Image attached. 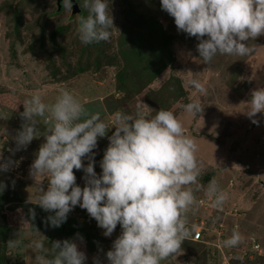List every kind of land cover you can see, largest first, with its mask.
<instances>
[{
  "label": "clouds",
  "instance_id": "1",
  "mask_svg": "<svg viewBox=\"0 0 264 264\" xmlns=\"http://www.w3.org/2000/svg\"><path fill=\"white\" fill-rule=\"evenodd\" d=\"M79 2L88 12L77 27L79 40L84 44L108 41L114 25L108 0ZM61 4L72 9L73 0H61ZM160 7L174 18L178 31L196 37L199 57L207 64L218 53L247 56L253 48L246 41L264 34V0H160ZM187 84L201 95L207 92L198 78L189 79ZM246 102L245 114L253 123H259L256 114H264V87L253 89ZM22 104L23 122L15 136L17 150L37 137V117H44L48 125L29 175L39 185L35 199L30 200L43 210L54 212L47 217L51 226L59 227L69 211L79 205L97 221L103 235L110 236L116 229L118 236L105 253L106 264H161L177 253L179 258L187 254L184 251L192 254L183 246L189 241L206 243L210 258L207 240L214 239L215 233L204 229L200 240L187 239V222H194L196 217H214L220 211L225 216L233 214L226 213L223 204L227 196L215 179L206 185L205 194L200 191L203 184L202 180L198 183V176L203 165L197 155L198 145L171 110L159 108L153 114L138 104L134 113L116 112L109 124L99 113L89 114L67 88H60L51 103L45 102L41 90H35ZM181 107L190 115L204 109L198 98ZM113 126L98 175L93 149L98 137L106 136ZM86 156L89 163L84 165ZM12 163L11 159L0 163V171L8 170ZM74 168H83V187L76 183ZM45 178L46 190L40 187ZM3 188L0 182V191ZM205 195L213 207L204 209L199 205L197 198ZM212 208H217V212ZM30 211L34 216V210ZM212 220L226 224L225 247H235L242 241L241 233L233 229L238 223L232 221V227L224 216ZM29 247L36 253V264H84L87 259L72 238L53 241L51 251L41 239H33ZM93 264L105 262L94 257Z\"/></svg>",
  "mask_w": 264,
  "mask_h": 264
},
{
  "label": "rangeland",
  "instance_id": "2",
  "mask_svg": "<svg viewBox=\"0 0 264 264\" xmlns=\"http://www.w3.org/2000/svg\"><path fill=\"white\" fill-rule=\"evenodd\" d=\"M129 2L135 10L133 15L130 14L125 0H108V13H112L114 23L110 39L84 44L78 38L77 27L80 18L87 16L88 12L81 7L80 2L82 16L81 13L74 14L72 9L65 8L61 13L52 14L57 8V0H0V157L3 159L15 151L17 153L12 157L24 155L31 165L35 159L33 152L44 142L45 118L37 117V137L26 147H20L18 150L15 147V136L23 122L20 115L23 111L22 103L35 90H41L45 102L51 103L60 88H67L80 99L89 114L99 113L109 124L116 112L134 113L138 104L153 114L159 108L171 110L183 121L185 131L198 145L197 155L203 165L200 174L203 176L204 186L200 187V191L205 194L204 188L215 179L227 196L223 204L227 207L226 213L233 214L225 216L223 212V216L232 227V218H237L238 226L233 229L241 233L242 241L258 242V252L264 257V114L257 113L259 123H253L244 112L246 101L251 98V91L264 87V34L246 41L249 45L258 42L251 46L253 51L247 56L218 53L207 64L201 60L196 49L199 41L195 36L177 30L174 18L161 9L160 0ZM17 16L20 18L18 26L15 25ZM151 18L161 22L165 32L173 36L171 48L175 61L140 91L130 94L121 92L117 95L115 74L122 65L121 58L116 57V62L107 63L108 59L103 54L114 55L120 41L127 35L123 30L141 33L143 20ZM57 27H63V30L55 38L56 48L51 49L49 36ZM44 30L46 32L43 36L41 34ZM41 36L45 45L40 48L38 42L42 40ZM35 40L37 44L32 45ZM63 49L65 56L61 57ZM48 52L53 55L50 60L47 58ZM96 58L101 62L98 68L68 74L71 70L74 71L73 63L76 59H85L94 66ZM64 60L72 64L70 69L65 67ZM54 62L62 68L56 75L50 72V66L54 67ZM131 71L137 79V70ZM62 74L66 75V78L63 79ZM173 76L180 78L186 95L177 98L173 96L177 88L174 89L176 78ZM193 77L200 79L205 85L206 94L201 95L188 86L187 81ZM197 98L204 106L203 111L197 115L186 114L181 106L190 99ZM114 130L115 126L108 130L106 136L98 137L97 147L93 149L95 155H101L102 149L109 143L108 136ZM9 144H14V147ZM5 145L7 147L3 149L2 146ZM85 160L83 158V163L87 165ZM30 165L27 168H30ZM98 166L99 175L102 170L100 165ZM73 170L76 183L83 187V168ZM210 172L213 176L207 180L205 176ZM0 176L11 178L9 188L18 189L20 196L28 200L35 199L39 185L29 175V169L23 175H17L10 170L0 171ZM47 186L48 180L45 178L40 182V187L46 190ZM80 208L76 205L73 209L77 212ZM5 212L11 227L10 240H16L14 244L8 243V250L11 251L8 257L20 264H36V253L29 244L33 239L41 238L33 235L34 232L30 230L24 209H5ZM95 222L96 228L103 234L104 230L97 225L96 220ZM113 234L116 235L112 237V241L118 236L116 229L111 235ZM111 235H102L105 238L104 244H107L109 249L112 245ZM93 246V243L78 246L86 253L84 264H93L94 257L106 262L107 248H95V252H91L90 247ZM178 260L179 258L173 256L161 261V264H177ZM203 261L200 257L198 264H213L208 263V260L204 261L205 263ZM218 261L220 262L219 256Z\"/></svg>",
  "mask_w": 264,
  "mask_h": 264
},
{
  "label": "trees",
  "instance_id": "3",
  "mask_svg": "<svg viewBox=\"0 0 264 264\" xmlns=\"http://www.w3.org/2000/svg\"><path fill=\"white\" fill-rule=\"evenodd\" d=\"M129 1L130 0H125V2H127L130 14L133 15L135 10L132 6H130L131 3ZM63 9L64 7H62L61 2L59 3L57 0V8L52 12V14L61 13ZM81 11L82 10L80 9V12L78 13H81ZM82 15L83 12L81 13V16ZM19 21L20 18L19 16H17V20L15 23L16 26H18ZM141 26L143 28V31L141 33L124 29L123 33L125 32L124 34L127 35H125L120 41V46L116 53L111 56H108L106 53L103 54V56L108 59L107 63L114 62V58L116 57L120 56L121 58L122 65L115 74L116 90L118 92L116 93L117 95H120L121 92L130 94L135 91H140V89L143 88L146 84L159 76L165 68H167L168 66L171 67L175 61V54L171 48V40L173 36L165 32V29L163 28L161 22H159L156 18H151L150 20L145 19L143 20V24H141ZM62 30L63 27H57L49 36L51 49L56 48L57 44L55 38L58 36V34H60V32H62ZM45 32L46 30H44L41 35L44 36ZM43 36H41L40 38L42 40L38 42L40 48L44 47L45 45ZM35 42L36 40L32 43V45L37 44ZM257 43L258 42H253L252 45ZM252 45L250 43V47ZM62 54L61 57H64V49L62 50ZM98 56L100 58L102 57L100 54H98ZM51 57H53V55L48 52L47 58L50 60ZM68 61L71 60L68 59ZM65 63V67L67 69H70L72 64L66 61ZM94 63V66H91V64H89L85 59L83 61L76 59V61L73 63L74 71L71 70L68 74H72V72L76 74L83 73L91 69H96L101 65V62L97 58L94 59ZM53 64H55V62ZM61 70L62 68H60L57 64H55L54 67L50 66V72H52V74L54 75H56V73ZM131 70H137V79L136 75L132 73ZM61 77L64 79L66 78V75L62 74ZM173 77L176 78V86L174 87V89L177 87L174 91L173 96L177 98L186 95V89L184 88L180 78L176 76ZM44 125L46 127V130H43L44 132H46L48 130V125L47 123ZM7 145L2 146V148L5 149ZM9 145L14 147V144ZM36 147L35 149H37ZM20 151L23 152L22 150ZM15 153L17 152H11V155H8V159H12V156ZM33 153H36V151H34ZM94 168L95 171L98 172L99 166L97 158ZM213 173L210 172L205 176V178L207 180H210L213 176ZM202 177L203 176L201 174L198 176V183L199 180H202ZM10 179L11 178H2L0 176V182H3L4 184L3 190L0 191V214L2 216L0 218V264H20L18 261H11L8 257V254L11 252L10 250H8V242L11 237V227L8 224L5 209H24L25 216L30 225V230L34 232L33 235L40 236L41 240H43L44 242V245L47 244L46 246L48 249L51 248V243L55 240L62 241L64 239L72 238L76 240L79 247H83L84 243H89V245L93 243L94 246L90 247L91 252H95V248L102 249V247L109 250V248L107 247L108 245L104 244V235L100 234V232L96 228L95 219L90 217L86 209L80 208L77 212L75 209L70 210L67 214L66 221H64L59 227H53L47 220V217L53 215L54 212L45 211L38 204H35L31 202V200L25 199L24 197L20 196V194L18 193V189H16L15 187L9 188ZM202 181L200 183H202ZM216 209L217 208H212L210 210L216 211ZM30 210H34V216L32 215V212ZM223 212L220 211L213 218L216 220H221L223 218ZM91 220H94V222L89 223V221ZM111 241L112 237L110 242ZM247 243H249V245L251 244L249 240H243L242 244L239 243L235 247L227 248V251L231 250L233 252V257L230 260L231 264H264V257L260 256L262 255V253H259L257 250L255 251L254 256L251 258L249 256L246 258L241 257V251L247 249L248 247ZM183 246L187 247L186 249H188L190 253L202 257L204 261L208 260V250L204 247V243L189 241L183 244ZM222 258L223 257L221 256L220 262L218 261L217 257L214 262L208 260V263L222 264ZM169 264L176 263L170 262Z\"/></svg>",
  "mask_w": 264,
  "mask_h": 264
},
{
  "label": "built area",
  "instance_id": "4",
  "mask_svg": "<svg viewBox=\"0 0 264 264\" xmlns=\"http://www.w3.org/2000/svg\"><path fill=\"white\" fill-rule=\"evenodd\" d=\"M7 157L8 154L7 156H5V158L0 160V163L9 160ZM85 159L89 162L87 156L85 157ZM11 160L13 161V163L8 169L11 172L17 175H21V174L23 175L24 172L29 169L27 167H29L30 162L29 160H27V158L24 155L15 156ZM95 163L96 160L94 159V164ZM197 200L200 201L199 205L202 206L204 209L213 207L207 196L203 198L200 196L197 198ZM212 219H214L213 215H210L208 218L199 219L198 217H196L194 222H187V226L190 228V235L187 239L200 240L203 235L204 229L208 231L212 230L215 233V238L207 240V243L210 244L211 246V248L209 249L210 258L215 260V258L221 255L223 257L222 264H231L230 260L233 257V252L231 250L227 251L228 247H225L223 244V241L225 240L224 236L227 231L226 224L223 222V220L218 222ZM249 241L251 244L249 245V243H247L248 245L247 249L241 251L242 258H246L248 256L251 258L254 256L256 250L260 251L259 248L260 245L258 242L256 243L255 241L252 240ZM252 252L253 254H251ZM195 260H197V256H195L194 254H189V255L186 254L184 257L179 258V260L176 262H178L177 264H195L196 263Z\"/></svg>",
  "mask_w": 264,
  "mask_h": 264
},
{
  "label": "crops",
  "instance_id": "5",
  "mask_svg": "<svg viewBox=\"0 0 264 264\" xmlns=\"http://www.w3.org/2000/svg\"><path fill=\"white\" fill-rule=\"evenodd\" d=\"M105 146H104V148L102 149V151H101V155L100 154H98V156L96 155V157H94V159L95 158H97V160H98V165H100V160L102 159V156H103V152H104V150H105ZM86 162H87V164L89 163L87 160H85ZM96 164V163H95ZM95 164H94V166H95ZM214 171V170H213ZM98 173V172H97ZM186 216L188 217V218H190L191 216L189 215V214H186ZM233 220L232 221H234L235 223H238V219L237 218H232ZM232 234V233H231ZM180 250V249H179ZM178 252H181V251H178ZM185 253H187L188 255H189V253L187 252V251H184ZM178 254V253H177ZM176 254V255H177ZM176 255L174 256L175 258H176ZM196 256V255H195ZM173 257V256H172ZM168 259H171V257L170 258H168ZM211 258H208V260H210ZM198 261H199V259H197V260H195V262L198 264ZM195 263V264H196Z\"/></svg>",
  "mask_w": 264,
  "mask_h": 264
},
{
  "label": "water",
  "instance_id": "6",
  "mask_svg": "<svg viewBox=\"0 0 264 264\" xmlns=\"http://www.w3.org/2000/svg\"><path fill=\"white\" fill-rule=\"evenodd\" d=\"M58 2L60 3L61 2V0H58ZM80 6H79V2H78V0H73V6H72V10H73V12L74 13H78V12H80Z\"/></svg>",
  "mask_w": 264,
  "mask_h": 264
}]
</instances>
